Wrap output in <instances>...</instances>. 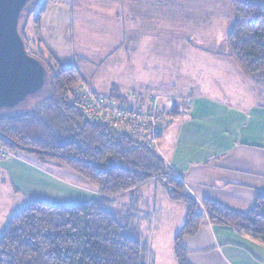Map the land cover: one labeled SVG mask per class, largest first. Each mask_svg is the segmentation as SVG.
Listing matches in <instances>:
<instances>
[{
    "label": "trees",
    "instance_id": "obj_1",
    "mask_svg": "<svg viewBox=\"0 0 264 264\" xmlns=\"http://www.w3.org/2000/svg\"><path fill=\"white\" fill-rule=\"evenodd\" d=\"M36 3L22 19L34 16L33 29L39 30L44 13L55 0ZM230 6L234 24L225 38L230 56L263 95L264 0H231ZM27 18L23 27H27ZM19 34L25 48L29 49L28 43L35 47L29 54L42 63L48 78L45 93L32 99L26 111L0 113V148L16 157L32 156L39 164L64 167L86 180L99 197L75 205L30 200L10 216L0 232V264H149L134 215L114 211L111 198L153 180L163 188L166 199L186 210L184 223L173 238L177 264H187L182 239L196 235L203 220L234 229L264 245L263 192H255L253 208L244 214L211 200L197 202L153 148L165 127L164 118L172 121L179 116L176 102L170 107L171 114L160 109L159 118L164 123L154 135L145 130L124 133L108 123L92 122L75 98L83 88L78 70L62 67L24 30ZM110 89L106 99L122 106L129 104L117 86Z\"/></svg>",
    "mask_w": 264,
    "mask_h": 264
},
{
    "label": "crops",
    "instance_id": "obj_2",
    "mask_svg": "<svg viewBox=\"0 0 264 264\" xmlns=\"http://www.w3.org/2000/svg\"><path fill=\"white\" fill-rule=\"evenodd\" d=\"M68 1L55 0V3L44 13L40 24L41 28L47 27V32L52 30V33L56 34L57 29L68 30L71 24L70 35L74 41L75 35L71 31H74V21L76 20L78 32L88 31L87 47L94 46V42L90 39L92 30L108 29L109 34L106 36L96 33L99 37L96 44L98 50L101 49L98 55L102 53L104 56L102 62L110 64L118 55H120L119 59L122 56L124 61L131 57V64L139 88L150 85L149 88L153 89L152 86L156 85L155 90L160 87L165 88V92L162 94H166V97L169 98L173 95L168 91L171 89L169 83L165 82L164 75L161 76L159 72L170 69L167 66L172 56L168 52V47L171 45L169 40L173 38L174 43H178L179 47H181V42H184V46L181 48L185 51L187 49L192 51L195 46L188 38L194 36V30L199 31L201 35V29L205 28V26L197 25L193 16L184 15L185 10H183L182 4L177 6L173 2L174 0H94V7H90L89 1L77 0L78 8L75 10L73 1L70 0L71 3ZM179 1L177 0V2ZM66 8H69L70 12L67 13ZM167 8L176 10L172 12L168 10V12L173 16L170 21L179 24L175 27L177 30H171L172 33L171 26H168L166 20ZM179 16H182V19H178ZM187 22L188 24L185 26ZM190 25L191 28H188ZM23 28L25 34L30 37L29 31L26 32L28 26ZM173 31L175 32L173 33ZM47 32L42 33L40 29L36 30L38 37L36 46L52 57L57 54L63 55L69 66L71 58L69 55H65L66 44L61 45L63 49L59 48V52H57V45L63 37L53 38L48 36ZM111 33L114 34L113 38L108 37L113 35ZM127 40L129 53L124 44ZM210 46V51L207 52L212 58L211 63L223 58L230 64L232 63L235 70L238 68L230 56V51L228 54L222 55L216 43L211 42ZM196 49L195 52L205 53L204 49ZM113 52L117 53L113 56ZM80 54L84 56L82 51ZM186 55L188 57L190 54ZM192 60L195 61V64L192 63ZM192 60V67L195 68L205 64V61L199 58L193 57ZM62 63L64 60L59 62L61 66H63ZM238 79L241 80L238 85H235L236 79H233V76L222 77L217 81L215 84L223 90V93L218 92V94L215 91L218 95L216 97L205 94L209 87L201 82L204 79H193L195 91L187 95V97L191 95L190 98L180 99L181 103H177L179 116L176 119L170 121L168 117L164 118H167L165 127L160 138L153 144L158 147L159 155L173 171L174 176L181 179L188 194L197 202L211 200L230 211L244 214L253 208L255 192L264 193V94L256 93L257 91L254 90L260 98L263 97L262 101L258 102L261 99L258 101L254 99V102L250 101V104L245 103L247 101L241 99L239 91L243 94L244 89L240 88V85H243L242 80L245 84L249 78L246 75H238ZM250 84L252 83L250 82ZM143 89V92H146L148 88ZM246 96L249 97L247 94ZM171 106L172 102L160 104V109L171 114ZM23 161L9 160L2 161L0 164V170L8 173L12 178V183L18 188L22 183L28 187L32 185L30 179L21 178L18 182L14 180L15 177H23V174L28 176L30 172H33L34 165L31 167L28 160ZM38 175L39 179L43 178L45 184L53 187L52 191L57 189L62 192L70 204H83L95 201L99 197L98 191L87 182L86 184L83 182L81 185L62 182L51 178L43 171ZM158 187V183L153 180L139 189L115 197L119 201L120 199L126 201L124 204L120 203L121 208H126V212L134 215L133 223L135 225L140 207L143 208L146 202H149L147 216L151 217V222H155L156 217L159 216L155 200L151 203L146 199L142 201V205L139 201L137 204V199H133L136 194L142 193L146 189L149 194L157 195L158 190L162 193L163 188L159 189ZM112 198L111 201L114 202ZM161 200H164V207L169 206L165 191L164 198L161 195ZM133 202L134 204L131 205ZM180 210L181 212L183 210V221L186 210L184 206ZM183 223L184 221L182 225ZM173 238L174 236L168 239L166 255L162 250L163 244L160 240L157 241V252H155L154 259L156 262L153 264H177L172 254ZM182 243L187 254V264H264V245L229 227L214 226L207 220L200 223L196 235L184 237ZM170 245L171 249H169Z\"/></svg>",
    "mask_w": 264,
    "mask_h": 264
},
{
    "label": "rangeland",
    "instance_id": "obj_3",
    "mask_svg": "<svg viewBox=\"0 0 264 264\" xmlns=\"http://www.w3.org/2000/svg\"><path fill=\"white\" fill-rule=\"evenodd\" d=\"M61 1V0H60ZM70 1V0H69ZM68 1V2H69ZM75 5V10H77V0H72ZM89 1L90 7H94V0H87ZM169 1V0H168ZM174 3L178 5L182 4L183 10H185L184 15L187 16H193L194 19H196L197 25H200L201 27L205 26V28L201 29L202 33L200 35L199 31L194 30V36L191 38H188L189 41H192L193 47L192 51L187 49L181 48L184 46V42H181V47H179L178 43H174V39H170L169 42L171 45H169L168 52L171 53V60L167 64V66L170 67L169 70L163 72L159 71L161 73V76L164 75L163 79H165V82L169 83V86L171 89H169V93H172L171 97H166V94H162L165 92L164 87L157 88L158 90H155V86L153 85L152 88H149V86H139L136 83L135 75H134V69L131 64V57L127 59V61H124L122 59V56L119 59L118 55L114 58L112 63L105 64L103 61L104 56L101 54L98 55V52L100 53L101 49L98 50V45L96 44L98 37V34L100 36H106L109 34L108 29H94L90 33V39L94 42V46L87 47L88 43V31H77V24L76 20L74 21V31L75 35L74 41L73 37L70 35V28L72 27L71 24L69 25L68 30H59L57 29L56 34L52 33V30L47 32V27H40V31L42 33L47 32L46 34L48 36H52L53 38H57L59 36H62V40L58 43V49L57 52L62 50L63 48L61 45L66 44L67 49L65 50V55H69V58H71V64L74 65L75 68L79 71L80 79H81V85H83L82 89H88L89 92L95 93L97 95H100L101 97H105L108 95L107 93L110 91L109 89L111 87L117 86L122 95L126 98V100L129 101L131 106L134 108L144 109L145 106L149 105L150 103V97H156L158 100L156 101V105L160 108V104H168L170 102L176 104L180 102V99H188V94L195 91L194 81L193 79H204L203 84L205 83L207 85L206 92L210 97H216L217 93H223V90L220 89L218 85L215 83L219 81L222 77L226 76H233V79H236L234 82L235 85H238V83H241V80L238 79V75H245V73L242 72L240 67L237 65V69L235 70L234 65L232 63L225 61V59L220 58L221 60H215L214 63H211L212 58L210 57V53L207 51H210V45L211 42L216 43L219 51H221L222 55L228 54V46L227 42L225 40L226 35L228 32L232 29V26L234 24V17L232 12V7L230 6L231 0H180L177 2V0L173 1ZM71 3V2H69ZM162 4H164L162 2ZM169 6V5H168ZM60 7H62L60 5ZM176 11L173 8H167L166 11L168 12ZM66 12H70L69 8H66ZM182 15V14H179ZM183 16V15H182ZM179 16L178 19H182ZM33 17H26L28 21V28L27 31H29V36L32 37V40L37 42V33L36 30L33 29L32 21ZM26 18L24 17L22 21L19 24V32H22V30H25L23 28V24L26 21ZM173 16L169 15V12L167 13L166 20L168 21V26L170 25V31L177 30L175 27L179 24H176L175 21H170ZM181 21V20H180ZM179 22V21H178ZM186 22V20H185ZM188 22L185 24L187 26ZM175 25V26H174ZM174 26V27H173ZM173 27V28H172ZM191 28V25L188 26V28ZM55 31V30H54ZM182 31V30H181ZM180 31V32H181ZM188 32V30H185ZM175 31H173L174 33ZM98 33V34H96ZM172 33V31H171ZM178 33V31H177ZM113 34V33H111ZM110 34V35H111ZM45 36V35H44ZM110 38L114 37V34L111 36H108ZM128 39V37H127ZM187 40V38H185ZM143 43V42H142ZM126 49H128L129 53V44L128 40L124 43ZM186 44V43H185ZM28 45V52L34 53L36 50H34V47H30L29 43ZM102 46V45H100ZM96 48V49H95ZM196 48H201V50L204 49L205 53L201 52H195L197 51ZM83 49H85L83 51ZM83 52L84 56L80 54V52ZM117 52H113L112 55L114 56ZM186 54H190L188 57ZM205 56V57H203ZM195 58H199L201 60L205 61V64L202 67H192L191 60ZM57 61L61 62L64 60V63H62V67H69L66 63V57L63 55L53 56ZM68 58V59H69ZM192 63L195 64V61L192 60ZM103 65V66H102ZM201 65V64H200ZM102 66V68H101ZM199 66V65H198ZM158 72V73H159ZM248 78V77H247ZM135 79V80H134ZM250 79V78H249ZM246 80L244 84V80H242V84L240 85V88L244 89V92L242 94L241 91H239V95L241 99L246 100L249 103L250 101L254 102L255 100H259L263 97H259L257 94H255L256 90L258 93V88L255 87L254 83H252L251 80ZM238 80V81H237ZM249 81V82H248ZM250 82L252 84H250ZM215 84V85H214ZM158 86V85H157ZM82 87V86H81ZM78 87L77 89L81 88ZM143 88H148L146 92H143ZM225 89H229L227 87H223ZM143 89V90H142ZM247 93H246V92ZM226 92V90H225ZM218 93V94H219ZM249 95V97L246 96ZM185 95V96H184ZM183 97V98H182ZM174 101V102H173ZM242 101V100H241ZM255 101V102H257ZM259 100L258 102H261ZM32 102V99L27 101L26 106L19 109V111H26V109L29 108L30 103ZM181 103V102H180ZM188 103V102H186ZM178 105V104H177ZM165 120V119H164ZM153 148L158 153V147L156 145H153ZM159 154V153H158ZM21 162L23 160H28L30 166L33 165V172H30L27 175L23 174V177L18 176L15 177L14 180L18 182V180L26 179V180H32L30 183L32 185H29V187L24 183L22 185H19V188L12 183V178L9 176L8 173L3 172L0 170V232L3 228V226L7 222L13 214L20 211V209L25 206L30 200H33L35 197V200L43 201L47 204L51 205H64V204H70L68 203V199H65L62 195V192H59L57 189L52 191L53 187L51 185L45 184L43 181V178L39 179L40 177L38 174L43 171L51 178H55L59 181H65L67 183H78L81 185V183L85 182L86 180H83L79 175L71 172L70 170L62 167L58 168L54 165H45V164H39L32 156L25 157V159L19 156L12 155L11 153H8V156L1 155L0 153V164L2 161L6 162L9 160H17ZM31 161V162H30ZM25 163V161H23ZM58 168V169H56ZM36 170V171H35ZM41 170V171H40ZM38 171V172H37ZM42 175V174H41ZM178 180H181L178 178V176H175ZM37 182L36 184L34 182ZM158 188L160 189V185L158 184ZM17 188V192H14V189ZM78 187V186H77ZM146 188V187H145ZM158 190L157 195L149 194L148 189L146 191H142V193H138L133 198L134 200L137 199L138 201L142 203V201H145L146 199L149 200L151 203L156 202V210L159 213V216L156 217L155 222H151V217L148 215V209H149V202H146L145 205L140 207L139 214H137L136 218V230L138 234L140 235L141 242L144 243L147 246V252L149 256V264H153L156 262L155 259V252H157V241L160 240L161 244H163V252L166 255L167 254V246L168 239L172 238L177 234V231L179 230L180 226L182 225V219H183V210L181 212L180 209H183V205L180 203H173L166 199L167 204L169 206L164 207V200H161V195L164 198V191L162 190V193ZM114 199V202L112 203V208L116 212H120V215H125L127 213L126 208H121L120 203L124 204L125 200H117V198ZM120 205V206H119ZM147 216V217H146ZM139 217V218H138ZM135 219V218H134ZM151 227V229H150ZM173 244V243H172ZM171 244V245H172ZM169 249H171V246ZM174 246V244H173ZM174 249V247H173ZM172 249V254H173ZM175 257V256H174ZM176 260V259H175Z\"/></svg>",
    "mask_w": 264,
    "mask_h": 264
},
{
    "label": "water",
    "instance_id": "obj_4",
    "mask_svg": "<svg viewBox=\"0 0 264 264\" xmlns=\"http://www.w3.org/2000/svg\"><path fill=\"white\" fill-rule=\"evenodd\" d=\"M37 0H0V113L19 111L45 93L48 72L30 56L19 34V22Z\"/></svg>",
    "mask_w": 264,
    "mask_h": 264
},
{
    "label": "built area",
    "instance_id": "obj_5",
    "mask_svg": "<svg viewBox=\"0 0 264 264\" xmlns=\"http://www.w3.org/2000/svg\"><path fill=\"white\" fill-rule=\"evenodd\" d=\"M75 98L87 119L92 122L98 120L103 124L108 123L124 133L145 130L154 135L161 130L164 123L159 118L161 110L156 105L158 99L153 96L150 97L146 111L133 109L130 103L122 106L117 102L91 93L88 89L79 90ZM0 153L5 157L8 156V153L2 148H0Z\"/></svg>",
    "mask_w": 264,
    "mask_h": 264
}]
</instances>
